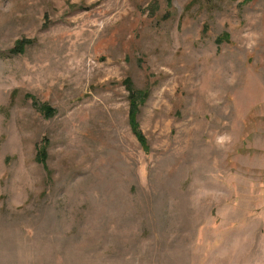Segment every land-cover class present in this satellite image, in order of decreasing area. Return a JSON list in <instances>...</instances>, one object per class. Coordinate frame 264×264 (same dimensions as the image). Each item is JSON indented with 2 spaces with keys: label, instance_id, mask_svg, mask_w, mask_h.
<instances>
[{
  "label": "rangeland",
  "instance_id": "374dc122",
  "mask_svg": "<svg viewBox=\"0 0 264 264\" xmlns=\"http://www.w3.org/2000/svg\"><path fill=\"white\" fill-rule=\"evenodd\" d=\"M0 264H264V0H0Z\"/></svg>",
  "mask_w": 264,
  "mask_h": 264
},
{
  "label": "trees",
  "instance_id": "16d2710c",
  "mask_svg": "<svg viewBox=\"0 0 264 264\" xmlns=\"http://www.w3.org/2000/svg\"><path fill=\"white\" fill-rule=\"evenodd\" d=\"M142 98H143V94H141V96H140V99H142ZM132 110H133V108H132ZM129 122H130L131 129H132L133 133L137 136L138 140L143 143L142 145L144 147H146V141L139 131L138 124H136V117L134 116V114L132 112H130ZM39 157H40V161H43L46 158L45 150H43V149L40 150Z\"/></svg>",
  "mask_w": 264,
  "mask_h": 264
}]
</instances>
